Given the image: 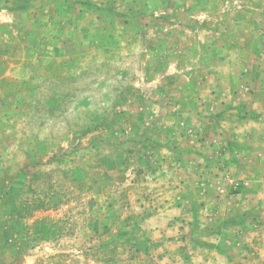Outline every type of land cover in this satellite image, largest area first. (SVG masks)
Returning <instances> with one entry per match:
<instances>
[{"label": "rangeland", "instance_id": "obj_1", "mask_svg": "<svg viewBox=\"0 0 264 264\" xmlns=\"http://www.w3.org/2000/svg\"><path fill=\"white\" fill-rule=\"evenodd\" d=\"M0 264H264V0H0Z\"/></svg>", "mask_w": 264, "mask_h": 264}]
</instances>
